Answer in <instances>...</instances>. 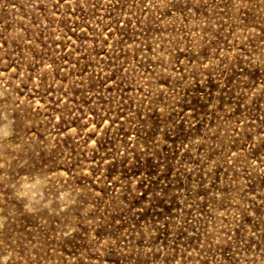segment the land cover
Here are the masks:
<instances>
[{"label": "rangeland", "instance_id": "1", "mask_svg": "<svg viewBox=\"0 0 264 264\" xmlns=\"http://www.w3.org/2000/svg\"><path fill=\"white\" fill-rule=\"evenodd\" d=\"M0 264H264V0H0Z\"/></svg>", "mask_w": 264, "mask_h": 264}]
</instances>
